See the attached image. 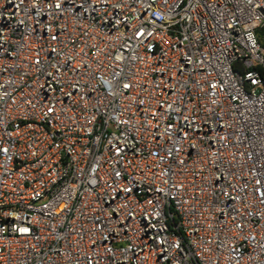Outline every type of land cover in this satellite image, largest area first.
<instances>
[{
	"label": "built area",
	"instance_id": "2783aa9c",
	"mask_svg": "<svg viewBox=\"0 0 264 264\" xmlns=\"http://www.w3.org/2000/svg\"><path fill=\"white\" fill-rule=\"evenodd\" d=\"M264 0H0V264H264Z\"/></svg>",
	"mask_w": 264,
	"mask_h": 264
},
{
	"label": "trees",
	"instance_id": "16d2710c",
	"mask_svg": "<svg viewBox=\"0 0 264 264\" xmlns=\"http://www.w3.org/2000/svg\"><path fill=\"white\" fill-rule=\"evenodd\" d=\"M257 33H258V40L260 44L264 47V26L259 28L257 30Z\"/></svg>",
	"mask_w": 264,
	"mask_h": 264
}]
</instances>
